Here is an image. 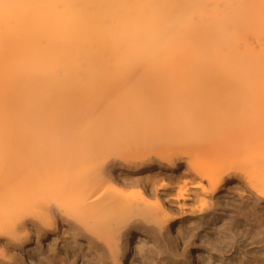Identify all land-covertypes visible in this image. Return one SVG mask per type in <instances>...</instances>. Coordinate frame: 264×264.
I'll list each match as a JSON object with an SVG mask.
<instances>
[{
    "label": "bare ground",
    "instance_id": "1",
    "mask_svg": "<svg viewBox=\"0 0 264 264\" xmlns=\"http://www.w3.org/2000/svg\"><path fill=\"white\" fill-rule=\"evenodd\" d=\"M137 11L140 35L0 36V233L29 244L28 223L54 235L65 222L100 264H128L145 241L187 264L155 225L179 237L175 208L134 190L133 175L180 170L178 196L200 189V211L229 183L235 218L264 204V0H142ZM140 69L141 86L115 76ZM133 215L147 231L127 225ZM248 230L264 249V225Z\"/></svg>",
    "mask_w": 264,
    "mask_h": 264
},
{
    "label": "rangeland",
    "instance_id": "2",
    "mask_svg": "<svg viewBox=\"0 0 264 264\" xmlns=\"http://www.w3.org/2000/svg\"><path fill=\"white\" fill-rule=\"evenodd\" d=\"M141 5L142 0H13L0 6V36L28 41L33 38L42 42L57 38L91 42L129 36L135 30L140 35L143 15L137 10ZM168 65L164 66L168 70L176 68ZM175 71L180 75L183 68L178 65ZM141 72L142 69L130 75L128 70H120L115 76L126 75L130 81H136L135 86H141L144 83L135 77ZM143 75L148 84L157 78L152 71ZM134 88L135 91L141 89ZM156 173L153 169L133 175L131 186L134 190L145 186L175 208L179 237L169 235L155 224L163 248L169 241L175 244L178 255L174 261H187V264H262L261 261L253 262L264 257L262 243L258 240L261 235L252 238L248 229L264 225V204L248 211L245 217L235 218L241 199L234 190V183H229L214 199L215 203L200 211V199L205 196L200 189L188 186L184 197L178 196L180 170L163 179L154 178ZM63 224V229L53 235L39 233L28 223L33 233L29 244L23 238L0 233V264H81V261L83 264H100L97 252L86 245L82 237L76 236L68 223ZM127 225L136 231H147L148 223L141 216L133 215L128 218ZM188 244L191 256L184 248ZM160 253L145 241L143 250L135 251L128 264H170L162 260ZM117 257L110 256L108 263L114 264Z\"/></svg>",
    "mask_w": 264,
    "mask_h": 264
}]
</instances>
